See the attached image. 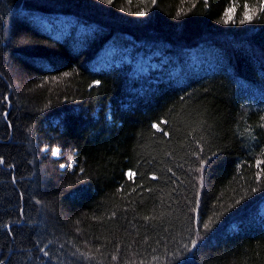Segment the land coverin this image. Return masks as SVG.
I'll use <instances>...</instances> for the list:
<instances>
[{"label": "trees", "instance_id": "16d2710c", "mask_svg": "<svg viewBox=\"0 0 264 264\" xmlns=\"http://www.w3.org/2000/svg\"><path fill=\"white\" fill-rule=\"evenodd\" d=\"M259 6L0 0L4 264H264Z\"/></svg>", "mask_w": 264, "mask_h": 264}, {"label": "snow or ice", "instance_id": "6c2138e0", "mask_svg": "<svg viewBox=\"0 0 264 264\" xmlns=\"http://www.w3.org/2000/svg\"><path fill=\"white\" fill-rule=\"evenodd\" d=\"M104 2L110 4V3L112 2V0H104ZM155 2H156V0H152V3H153V4H155ZM244 7H245V9H248V5H247V3H245ZM234 11H235L234 8H228V9L226 10V13H225V14H226V16H227V19L224 21L225 23H228L229 21H231V20L233 19V15H232V13H233ZM259 11H260V12H264V0H260ZM254 14H255V11H254V10H252V13H251V14H249V12L246 11V12L244 13V19H242V20L240 21V23H244L245 21H249V20H251V19H252V15H254ZM136 15H138V16H143V15H145V12H144V11H139V12L136 13ZM65 75H67V73H66ZM95 83L98 84L99 81H96ZM4 99L6 100L7 97H5ZM162 123H164V122H162ZM152 127H153V128H156L157 130H160L157 124H153ZM165 135H167V133H165ZM57 152H58V150H53V151H52V155H53V156L57 155ZM3 163H4V160H3L2 157H0V164H3ZM203 163H204V161H203V159H202V160H201V165H203ZM261 163H264V161H257V167H259V165H260ZM61 167H64V165H61ZM126 176L128 177L129 180H132V179L134 178V176H135V173H134L133 171L129 170V171L126 173ZM151 178H152V179H156L155 176H152ZM260 178H261V173H258V174H257V180H260ZM256 190H257V189H255V188L252 189L253 192H255ZM38 203H39V202H38ZM237 203H239V201H237ZM193 211H195V209H193ZM148 219H150V217L146 216V217H145V220H148ZM210 223H211V221L208 222V223H203V225H202V226H203V229H204V230L209 229V227H210ZM198 243H199V241H198L197 239H192V240H191V245H192V247H196V246L198 245ZM40 251L44 254V256H48V255H49L48 252H47L45 249H43V248H41ZM113 259H116V257L113 256ZM0 264H4V261H3L2 259H0Z\"/></svg>", "mask_w": 264, "mask_h": 264}]
</instances>
